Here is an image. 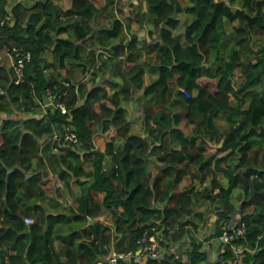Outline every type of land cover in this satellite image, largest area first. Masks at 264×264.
<instances>
[{
	"label": "trees",
	"instance_id": "16d2710c",
	"mask_svg": "<svg viewBox=\"0 0 264 264\" xmlns=\"http://www.w3.org/2000/svg\"><path fill=\"white\" fill-rule=\"evenodd\" d=\"M124 1L127 11L117 0H0V55H31L17 84L0 66V264H98L143 238L158 256L129 264H264V45L252 47L264 0ZM46 90L65 113L46 106ZM129 109L143 114L141 132ZM65 126L78 144L55 152ZM48 174L72 205L48 193ZM204 204L217 217L203 241ZM232 224L244 234L221 242Z\"/></svg>",
	"mask_w": 264,
	"mask_h": 264
},
{
	"label": "built area",
	"instance_id": "2783aa9c",
	"mask_svg": "<svg viewBox=\"0 0 264 264\" xmlns=\"http://www.w3.org/2000/svg\"><path fill=\"white\" fill-rule=\"evenodd\" d=\"M6 19L9 20V18ZM11 55L13 58V68L16 75L15 83L17 84L21 81L23 77L25 64L30 61L31 55L30 53L25 52L22 48H13ZM45 98L47 101L46 106L53 105L54 107L58 108L62 113H65V106L62 102L60 95L56 96L50 90H46ZM43 107L44 105L42 106V108ZM53 139L58 141L59 143V146L56 151H60L59 149L63 147H72L75 144H78V137L72 126H65L63 128L62 135L60 137L55 136ZM24 221L25 224L28 226L32 225L34 222L32 218H26ZM221 231L222 233L219 237V240L223 243H229L230 241H232L234 235H243L245 229L243 225L241 227H227L226 225H224L221 228ZM140 243L142 245V248L137 253H123L113 249L109 253V255L104 258V262H99L98 264H129L132 261L133 257L137 256L138 254H144L146 252H148L153 258L158 256L157 248L160 245L157 240L153 238H149L148 240H146L145 238H143Z\"/></svg>",
	"mask_w": 264,
	"mask_h": 264
},
{
	"label": "rangeland",
	"instance_id": "374dc122",
	"mask_svg": "<svg viewBox=\"0 0 264 264\" xmlns=\"http://www.w3.org/2000/svg\"><path fill=\"white\" fill-rule=\"evenodd\" d=\"M93 2L96 4V6H97L98 8L102 7V2H103V0H93ZM116 7H117V9H118L119 7H121L122 9H125V10L127 11L126 1H124V0H117V2H116ZM117 15H120V14L117 13ZM96 23H98L99 27H101V28H102V27H105V26H108L109 23H110V18L107 17L106 13H101V14H99V15L97 16ZM96 25H97V24H96ZM184 25H185V19L183 18V19H182V26H181V28H180V31L183 30ZM97 27H98V26H97ZM227 28H228V31H231V28H230L229 25L227 26ZM231 42H232V37H231V38H228L227 46H228ZM262 45H264V37H263L262 39L258 40V42L253 43V44H252V47H253L254 50H258L260 47H262ZM2 62H3V66H4L6 69H9V68H11V66H13V63H12V56H11V55L4 54V55H3V58L0 60V64H1ZM9 65H11V66H9ZM240 81H241L240 73H239V71H237V72H236V76H235V84H236V85L239 84ZM204 84H205V81H204ZM208 87H209L211 90L214 89V85H213V84H209ZM2 116H3V114H2ZM26 117H27L26 115H23V114H20V113H15V117H13V118H15V120H17V119H24V118H26ZM222 123L225 124L223 121H222ZM55 150H57V149H55ZM214 151H215V146H214V145H213V146H210L208 152H209V153H214ZM58 152L62 153V149H61L60 151H58ZM156 169H157V166H155V167L153 168L152 171L155 172ZM48 178H49L48 181L50 180V183H51L50 186H51V188H52V190L48 191V193H49V194H54L53 189H59V190H60V193H61V195H62L60 199H62V201H63L64 203L69 204V205H72V204L74 203V199H70V197L67 198V197H68L67 190H65V189L62 190V189H60V188L57 187V186H59V183H58L57 179L55 178V176H52V175L48 174ZM189 184H190V176H188V177L183 181V183L180 185V188H182V187H184V186H188ZM194 186H195L196 190H201L205 185H201V186H200V185H196V184H195ZM75 188H76V187H74V189H75ZM69 196H70V195H69ZM58 198H59V197H58ZM64 198H65V199H64ZM216 201H217V200H216ZM217 202H219V201H217ZM217 202H213L212 204H214V203L218 204ZM235 204L237 205V201H235ZM216 206H217V205H215L214 208H215ZM212 210H214V209H212L211 206H208V208H206V205H205V204L202 205V206H199L198 208L195 209V211L198 212V213H203L204 211H206V212H205V213H206V214H205V220L207 221V223L205 224V223H203V222H199V225H200V238H201V240H203V241H204V239H205L206 237H208L209 235L213 234V232H215V230H214V228H215V227H214V222H215L217 216L215 215V212L212 211ZM235 216H237V213H235ZM194 219H196V222H197V221H200L198 217H197V218H194ZM232 227H233V224H232ZM189 239H190L189 236H186V237L182 240V242H181L179 245H176V247H178L179 250L176 251V248H174L173 251H174L175 253L181 255V254L184 252V250L187 249ZM205 245H206V246H208V245H209V246H210V245L213 246V248H212V252L210 253V257H209V259L211 260V259H213V256L215 255V254H213V253H217V252L214 250V247H219V246H220V241H219L218 239H216V238H213V239H211L210 241L206 242Z\"/></svg>",
	"mask_w": 264,
	"mask_h": 264
},
{
	"label": "crops",
	"instance_id": "0c3cea01",
	"mask_svg": "<svg viewBox=\"0 0 264 264\" xmlns=\"http://www.w3.org/2000/svg\"><path fill=\"white\" fill-rule=\"evenodd\" d=\"M28 5H30V2H28ZM97 24V26L99 27V25H98V23H96ZM135 30L138 32V35H139V38L142 40V39H148L147 38V35H146V33L144 32V30L143 29H141L140 27H135ZM4 54H7V55H10V54H8V53H2L1 55H0V60L3 58V55ZM143 55H144V52H143ZM144 60H146L147 59V57H145V58H143ZM12 63H13V59H12ZM0 66H3V62L0 64ZM9 66H11V65H9ZM11 67H13V66H11ZM79 74H77L76 75V79H79L80 77L78 76ZM78 76V77H77ZM149 76V78H151V79H154L155 78V76L154 75H148ZM75 79V80H76ZM136 96H138V95H140V92H138V93H136L135 94ZM129 116L131 117L132 116V114L134 113V115H133V118H134V120H135V122H136V130L138 131V132H141L140 131V129H139V119L140 118H142V116H143V114L141 113V112H137V111H133L132 109H129ZM17 112V111H16ZM5 118V115H3L2 116V119H4ZM103 140H104V138L102 137V135H100V134H98L97 136H96V141H97V144H98V146H103ZM55 152H58V151H56L55 150ZM52 176H54L53 174H51ZM58 183H59V186H57L58 188H60V189H62V190H66V188H64L63 186H62V184L58 181ZM67 193H68V197L67 198H69L70 196H69V194H70V192H68L67 191ZM65 199V198H64ZM207 247H209V246H207Z\"/></svg>",
	"mask_w": 264,
	"mask_h": 264
},
{
	"label": "clouds",
	"instance_id": "9594fccd",
	"mask_svg": "<svg viewBox=\"0 0 264 264\" xmlns=\"http://www.w3.org/2000/svg\"><path fill=\"white\" fill-rule=\"evenodd\" d=\"M10 19V18H9ZM11 55V54H10ZM12 56V55H11ZM13 59V58H12ZM13 68V67H12ZM102 263V262H101Z\"/></svg>",
	"mask_w": 264,
	"mask_h": 264
}]
</instances>
